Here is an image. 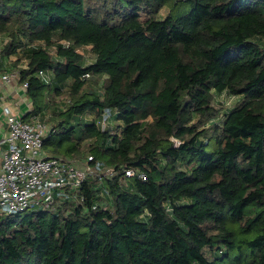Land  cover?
<instances>
[{"label":"trees","instance_id":"16d2710c","mask_svg":"<svg viewBox=\"0 0 264 264\" xmlns=\"http://www.w3.org/2000/svg\"><path fill=\"white\" fill-rule=\"evenodd\" d=\"M0 36L46 155L101 165L75 201L0 216V264H264V0H0Z\"/></svg>","mask_w":264,"mask_h":264},{"label":"built area","instance_id":"2783aa9c","mask_svg":"<svg viewBox=\"0 0 264 264\" xmlns=\"http://www.w3.org/2000/svg\"><path fill=\"white\" fill-rule=\"evenodd\" d=\"M0 37L4 42L6 38ZM57 44L63 49L71 47L68 41H59ZM30 46L45 48L43 43H33ZM56 49V46H53L48 50L52 56H55ZM74 51L83 56L85 65L93 62L89 54L90 47H78ZM55 61L56 58L52 62ZM18 69H26L24 60L13 72L2 74L1 81L4 83L17 81ZM37 77L43 84L51 83L49 71H39ZM26 88L27 83H22L23 92ZM229 98L232 99L233 96ZM4 112L7 134L0 141V144L4 145L0 155V216L21 214L31 208L44 210L54 204L59 206L64 202L75 201L77 189L87 178L101 176L96 173L101 167L99 163L95 164L94 169L88 164L79 168L59 158L46 155L43 151V139L48 133V127L45 118L40 114H33L29 121H24L23 115L13 113L9 105L4 106ZM116 114V110H105L96 120V126L101 130L111 131ZM111 133L115 132L111 131ZM175 143L179 142L175 141ZM87 160L92 161L93 158L88 156ZM120 169L125 178L134 176L133 170L126 165ZM104 175L112 178L114 172L109 170ZM139 178L143 179V176L139 175Z\"/></svg>","mask_w":264,"mask_h":264},{"label":"crops","instance_id":"0c3cea01","mask_svg":"<svg viewBox=\"0 0 264 264\" xmlns=\"http://www.w3.org/2000/svg\"><path fill=\"white\" fill-rule=\"evenodd\" d=\"M3 40L0 37V44ZM94 60V58L92 59ZM16 55L10 56L7 59L0 58V76L4 73L13 72L16 69L15 64ZM0 141L3 140L7 134V129L4 125V106L9 105L11 111L17 115H23L30 113L31 103L25 97L21 84L18 82L4 83L0 77ZM4 148V145L0 144V155Z\"/></svg>","mask_w":264,"mask_h":264},{"label":"rangeland","instance_id":"374dc122","mask_svg":"<svg viewBox=\"0 0 264 264\" xmlns=\"http://www.w3.org/2000/svg\"><path fill=\"white\" fill-rule=\"evenodd\" d=\"M168 13V9L164 8L162 9L159 14H158V18H164L166 16V14ZM3 44V43H2ZM16 82V81H14ZM96 90H98V87H95ZM222 97H217V99H215L214 101V106L215 108H217L220 112L219 115L222 116L224 111L229 110L230 108H233L237 102L236 97H233L232 99L229 98V96L225 95V94H221ZM46 117L49 116V114H45ZM88 123L90 120H86ZM216 121H220V116L216 119ZM211 123L207 122L205 123V126H209ZM111 131L115 132L117 134L116 128H115V124L111 125Z\"/></svg>","mask_w":264,"mask_h":264}]
</instances>
